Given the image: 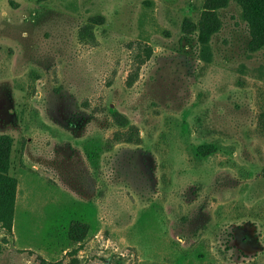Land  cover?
<instances>
[{
    "label": "rangeland",
    "instance_id": "rangeland-1",
    "mask_svg": "<svg viewBox=\"0 0 264 264\" xmlns=\"http://www.w3.org/2000/svg\"><path fill=\"white\" fill-rule=\"evenodd\" d=\"M207 1L0 0V264H264V21Z\"/></svg>",
    "mask_w": 264,
    "mask_h": 264
},
{
    "label": "trees",
    "instance_id": "trees-1",
    "mask_svg": "<svg viewBox=\"0 0 264 264\" xmlns=\"http://www.w3.org/2000/svg\"><path fill=\"white\" fill-rule=\"evenodd\" d=\"M227 0H208L207 15L213 16L216 9L224 6ZM245 4L247 11L254 20L264 21V0H239ZM203 42H207V38L202 37ZM10 150L11 139L6 136H0V223L6 229H11L14 210L17 180L10 175ZM87 225L75 222L70 229V237L75 242H81L85 237Z\"/></svg>",
    "mask_w": 264,
    "mask_h": 264
}]
</instances>
